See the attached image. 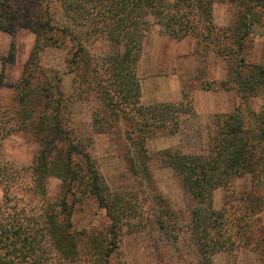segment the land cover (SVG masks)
I'll return each mask as SVG.
<instances>
[{
	"label": "trees",
	"instance_id": "1",
	"mask_svg": "<svg viewBox=\"0 0 264 264\" xmlns=\"http://www.w3.org/2000/svg\"><path fill=\"white\" fill-rule=\"evenodd\" d=\"M220 1L234 8L230 26L220 27L214 21V5ZM155 26L177 40L192 37L197 52H215L231 62L230 79L205 82L202 89L236 88L245 100L264 89V66L249 64L244 56L255 28L264 30V0H0V32L13 35L18 28L29 29L39 45L29 72L14 86L12 105L0 104V149L15 132L33 135L40 146L30 166L0 157V264H74L82 257L92 264H111L125 231L138 227L128 223L144 214L138 193L112 190L88 151L92 138H79L71 126L73 105L81 99L84 85L96 93L104 108V114L94 116L95 133L116 131L119 122L129 126L124 132L126 160L138 181L152 185L155 161L178 176L192 205L190 228L203 264H214V255L234 233L242 238L256 233L264 239V198L239 197L243 207L235 225H229L226 204L222 210L214 206L215 191L228 189L246 172L259 171L264 181V109L239 108L216 115L206 155L187 154L178 147L149 153V140L175 135L183 117L195 113L193 98L186 93L178 102H142L138 70ZM97 42L106 43L108 50L95 56L86 47ZM66 43L71 45L69 70L85 72L76 75L80 82L70 96L62 91L63 73L33 72L42 70L41 46ZM14 50L13 42L11 60ZM3 83L0 73V91ZM51 178L64 184L62 198L56 202L48 199ZM25 185L44 201L40 211L13 196L15 189ZM80 187V193L95 197L111 220L105 236L74 228L68 197H75ZM157 221L165 229L163 219ZM259 254L264 259V253Z\"/></svg>",
	"mask_w": 264,
	"mask_h": 264
},
{
	"label": "rangeland",
	"instance_id": "2",
	"mask_svg": "<svg viewBox=\"0 0 264 264\" xmlns=\"http://www.w3.org/2000/svg\"><path fill=\"white\" fill-rule=\"evenodd\" d=\"M234 15L233 6L227 2L220 1L214 5L213 16L218 26H230ZM13 42L15 50L14 58L11 60L9 54ZM248 45L249 49L244 52L246 61L252 65L264 66L262 28H255V34L250 38ZM37 46H39L37 37L29 29L18 28L13 35L0 32V73L4 78L0 91L2 107L12 105L15 97L14 86L24 77L25 72H29L33 51ZM70 47L69 43L61 47L53 44L41 46L38 61L41 62L42 70L33 71L63 73L61 87L66 96L73 95L75 86L77 87L80 82L79 80L76 82V75L81 76L85 73L69 70L67 60L71 57ZM86 48L95 56L108 50L104 42L87 45ZM138 72L143 84L142 98L144 97L147 102L144 104H153L171 95L172 98H179L175 101L178 102L183 99L184 93L194 101L195 113L183 117L178 133L147 142V149L152 155L170 147L181 148L187 154L206 155L209 151L210 137L216 130V115L232 114L239 108L254 112L264 109V89L257 95H250L246 100L236 88L229 91L202 89L205 82L209 84L214 80L220 82L230 79L231 62L215 52L208 53L202 49L197 52L194 38L177 40L162 34L158 26H155L148 36ZM85 88L86 85L84 89L81 88L82 97L73 105L71 126L79 138H92L93 142L88 151L99 165V170L110 188L137 192L139 196L137 201L142 205L144 213L140 219L129 220L128 223L135 222L138 227L134 229L131 227L125 231L119 249L111 257V264H203L202 255L190 228L192 205L178 176L173 169L163 167L155 161L151 164L152 185L147 186L146 183L138 181L126 160L124 132L129 126L125 122H119L116 131L106 134L95 133L94 116L98 113L104 114V108L96 93ZM200 91L209 94L201 93L202 97L200 95L199 98ZM156 92L159 97L153 96ZM215 92L221 93L212 94ZM39 150L40 146L33 135L15 132L3 143L0 157L17 166H30ZM263 182L259 171L246 172L243 177L235 179L228 189L219 188L215 191V209L222 210L226 204L229 225H235V220L240 216V208L243 207L239 197L250 195L264 198ZM63 185L58 178L50 179L47 187L50 201L56 202L62 198ZM80 191L81 187L78 188L75 197H68L69 203L73 206L74 228L77 231L105 236L110 230L111 220L95 197L83 195ZM12 194L36 211L43 208L44 201L32 194L28 185L15 189ZM157 217L163 219L165 229H160ZM229 229L235 232L234 227L230 226ZM234 234V237L214 255L213 263L264 264V259L259 254L264 253V239L256 233L255 236L243 238L240 234ZM246 238L248 240L245 242ZM74 264H92V261L88 257H82L81 261Z\"/></svg>",
	"mask_w": 264,
	"mask_h": 264
},
{
	"label": "crops",
	"instance_id": "3",
	"mask_svg": "<svg viewBox=\"0 0 264 264\" xmlns=\"http://www.w3.org/2000/svg\"><path fill=\"white\" fill-rule=\"evenodd\" d=\"M160 77H162V76H160ZM157 79H158V78H157ZM217 79H218V78H217ZM219 79H220V78H219ZM156 81H157V80H156ZM141 87H143V84H141ZM142 91H143V88H142ZM157 91H160V90H157ZM201 93H202V94H205V93L209 94L208 92L200 91V92H199V98H200V95H201V97H202V94H201ZM220 93H221V92H215V93H212V94H216V95L218 94V95H219ZM153 96H154V97H155V96H158V97H159L158 92H156V94H154ZM171 96H172V95H171ZM171 96L168 97V98L165 99V100H162V101H159V100H158V101H156V102H154V103H160V102H175V101L179 100V98H177V97H176V98H175V97L172 98ZM142 100H143V103H144V102L147 103L144 97L142 98ZM148 100H149V99H148ZM154 101H155V100H154ZM150 104H151V103H150ZM215 111H217V108H215Z\"/></svg>",
	"mask_w": 264,
	"mask_h": 264
}]
</instances>
